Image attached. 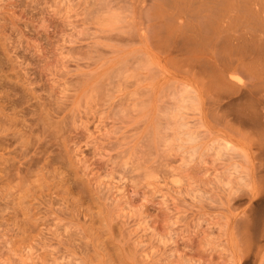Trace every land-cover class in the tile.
Segmentation results:
<instances>
[{"label":"rangeland","instance_id":"1","mask_svg":"<svg viewBox=\"0 0 264 264\" xmlns=\"http://www.w3.org/2000/svg\"><path fill=\"white\" fill-rule=\"evenodd\" d=\"M174 1L0 0V264H264V76Z\"/></svg>","mask_w":264,"mask_h":264},{"label":"bare ground","instance_id":"2","mask_svg":"<svg viewBox=\"0 0 264 264\" xmlns=\"http://www.w3.org/2000/svg\"><path fill=\"white\" fill-rule=\"evenodd\" d=\"M177 1L175 0L174 2L177 3ZM179 1L182 2L181 0H179ZM179 1H178V3H179ZM183 1H185V4H183V3L181 4L183 6V9L181 12H183V14L186 15L185 18H187V20H195V22H198L197 27H194L192 25L196 32L193 31L194 29L191 30V26H189L190 22H189V24H187V22H186V25L183 24L182 18H179L177 25H178V27H183V28L190 27L189 30L186 29V32H188V31H189V33L195 32L194 33L195 38L192 41H195L197 38L201 37L202 42H204V43H202V44H204V47H203L204 50L201 51L202 47L199 48V50L201 49L200 50L201 52L199 54L201 55L200 59L204 62L205 66H207L209 68H213V69L217 68L218 67V59L220 57V54L223 52L224 53L230 52L233 54L239 53L240 55L241 54L244 55L238 59L236 58V60H234L235 59V56H234V59L230 60L228 63H226V64L223 63V66L220 65L223 67V70H220L217 72L218 73L217 77L220 78L221 80H223L224 85H226V89L228 90V92H230L234 96H242V94H243L242 89L234 86L235 83L233 84V82L231 81V78L234 77L233 76L234 70L235 71L243 70L244 72L247 73L248 76H250L251 79H255V77H256L255 75H259V74L264 76V0H195L196 1L195 5L197 7L196 6H195L196 8L194 7L195 9L193 12L195 13V11L196 10L197 11H196V14L194 16L192 14L188 13L184 9V7H186V5H187V1L186 0H183ZM189 3L191 5L193 4L192 2H189ZM193 6H194V4L192 5V8H193ZM165 11H167V8ZM164 13L166 15L168 14L166 12H164ZM178 16H179V14L177 15V17ZM175 24H176V21H175ZM178 27H176V28L178 29ZM183 30H185V29H183ZM184 38H186V37H184ZM186 39H185V41H186ZM191 39H193V38H191ZM190 42L191 41H188V43H190ZM195 43L197 45L201 46L199 41L198 42L197 41L192 42L190 45L195 44ZM221 59L223 60V57ZM252 65H253L254 69H252ZM226 71H227V73L224 76L223 73ZM237 75L238 74H236V76ZM238 84L239 83H237V85ZM239 85H241V84H239ZM244 86H245V84H244ZM248 88L249 87H247V89ZM249 89H250V91H248V93L252 94L254 91L251 92V88H249ZM262 89H264V88H262ZM255 90L258 92L257 89H255ZM248 93H247V95H248ZM254 94H257V93L254 92ZM248 96H246L245 99ZM249 97L251 98V95ZM189 99H191V98H189ZM247 99H249V98H247ZM238 100H240V99H238ZM246 105H248V104H246ZM246 108H248V107H246ZM249 110H251V111L249 112L247 109V115L249 114L248 115L249 118L247 116L248 121L252 122V124H255V126H256L258 124L257 122H258L259 115L256 113V111H254V107H251ZM244 113H246V112L244 111L243 114ZM239 115L241 117H243L242 113H240ZM239 115H237V116H239ZM236 118H238V117H236ZM245 118H246V116H245Z\"/></svg>","mask_w":264,"mask_h":264}]
</instances>
